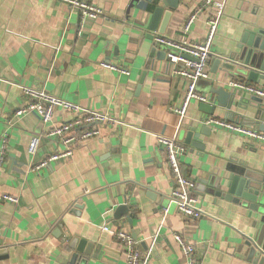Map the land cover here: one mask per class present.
<instances>
[{
	"label": "crops",
	"instance_id": "1",
	"mask_svg": "<svg viewBox=\"0 0 264 264\" xmlns=\"http://www.w3.org/2000/svg\"><path fill=\"white\" fill-rule=\"evenodd\" d=\"M82 1L102 16L84 17L59 0H0V195L18 199L0 205V243L7 251L0 264H127L117 239L120 230L136 235L143 264H185L176 235L193 243L196 264H246L245 244L254 234L249 210L202 192L200 185L228 176L232 165L264 174V145L209 124L210 136L199 140L204 149L185 140L192 126L200 132L203 119L258 130L245 122L251 109H224L212 95L213 114L193 100L180 119L173 109L181 106L187 82L153 41L164 16L155 32L149 30L160 0ZM205 1L183 0L163 36L205 41L214 9L199 14L190 33L182 31ZM263 21L264 0H226L209 78L197 84L198 93L211 95L212 89L225 87L242 101L252 94L232 88L231 82L264 89V81L252 84L214 67L216 60L235 55L244 32ZM104 63L130 75L106 69ZM21 87L44 90L116 123L94 125L100 134L78 145L72 157L33 172L34 164L65 147L46 137L53 123L44 124L35 112L16 115L31 103ZM72 118L58 110L54 123ZM35 136L41 144L32 157L28 147ZM158 136L176 138L186 147L182 170L196 184L204 217L186 221L172 202L174 183ZM121 205L128 206L132 224L125 216L115 219ZM74 239L93 243L89 256L71 247Z\"/></svg>",
	"mask_w": 264,
	"mask_h": 264
},
{
	"label": "built area",
	"instance_id": "2",
	"mask_svg": "<svg viewBox=\"0 0 264 264\" xmlns=\"http://www.w3.org/2000/svg\"><path fill=\"white\" fill-rule=\"evenodd\" d=\"M68 5L72 10L80 12L84 17L98 19L102 16V11L97 7L90 5L82 0H59ZM226 6V0H206L200 9L192 14L185 23L182 31L184 34L190 33L191 29L198 20L199 14L207 9H214V16L208 21L209 34L205 41L191 43L187 40H174L167 38L159 33L153 37L156 47H160L166 52L167 58L176 67L175 73L187 82V90L180 107L174 108L173 112L184 119L187 115L189 106L193 100L203 104L213 102L212 95L200 94L197 92V84L200 81L209 78V63L212 58V44L216 35L219 22L223 16ZM193 58L191 60L187 57ZM102 66L111 71H116L124 75H130L129 71L123 67L111 64H102ZM231 87L245 90L248 93L264 98V89L252 87L244 82H231ZM24 95L31 100V103L18 110L16 115L21 116L26 113L35 112L42 122L46 125L54 126L46 134V137L55 138L65 150L61 154L54 155L48 161L34 164L33 172H38L46 167L52 161L58 159H68L73 156L74 150L78 145H82L91 138L100 134L98 128H93L96 124L116 123L106 114L81 109V107L57 98L44 90L30 87H21ZM62 110L73 115V118L62 124L55 125L54 116L56 111ZM208 124L212 127L227 129L234 133L244 136L248 141L259 142L264 145V132L246 128L244 125L232 123L225 120L210 119ZM92 126V127H91ZM158 143L162 145L166 152L167 165L174 183V190L171 200L176 204L178 212L186 221L198 220L205 216L200 208L199 200L196 196V184L188 179L182 170V158L187 154L186 147L176 138L165 136L157 137ZM41 144V138L35 136L31 139L28 152L34 157L37 155ZM18 203L16 197L10 195H0V205L3 202ZM117 239L124 249L127 257V264H143V256L137 248L132 235L125 230L117 233ZM180 244L185 264H196L195 247L193 243L188 242L182 235L175 236Z\"/></svg>",
	"mask_w": 264,
	"mask_h": 264
},
{
	"label": "water",
	"instance_id": "3",
	"mask_svg": "<svg viewBox=\"0 0 264 264\" xmlns=\"http://www.w3.org/2000/svg\"><path fill=\"white\" fill-rule=\"evenodd\" d=\"M183 0H160L159 5L155 8L152 20L149 26L151 32H155L158 22L164 16L160 34L165 33L173 12H175ZM168 10V11H167ZM163 53V55H165ZM187 57V56H186ZM191 60L193 58L187 57ZM215 69L225 71L232 78L248 80L252 84H259L264 81V21L253 29L245 31L240 44L237 46L235 55L229 58H220L214 63ZM211 95L217 99L218 106L232 110V108H240L247 113L245 122L251 127L264 132V98L252 95L248 100L235 101L237 95L228 88H214ZM242 96V92L238 97ZM202 110L205 113L213 114L216 106L211 104H203ZM250 107V108H249ZM210 119L201 121L202 128L197 132L195 127H191L185 140V144L199 149H204L200 143L201 136H210L212 129L208 125ZM228 176H222L219 179L212 178L202 181V192L214 194V196L223 198L235 205L244 206L249 210V217L252 218V228L254 230L253 237L245 244L246 264H264V174H259L248 170L243 166L232 165L227 169ZM208 188V189H206ZM207 190V191H206ZM129 208L127 205H121L115 219L121 216L128 218L130 224L132 220L128 217ZM66 238H70L69 234ZM133 240L137 239L136 235H132ZM71 247L76 249L78 253L90 255L94 249L93 243L85 240L74 239ZM6 249L2 248L0 243V259L4 258Z\"/></svg>",
	"mask_w": 264,
	"mask_h": 264
}]
</instances>
